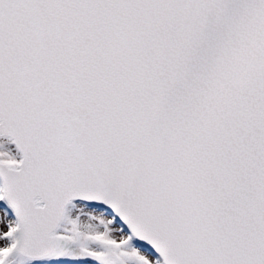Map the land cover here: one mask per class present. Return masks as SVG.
I'll list each match as a JSON object with an SVG mask.
<instances>
[{
    "label": "snow or ice",
    "instance_id": "6c2138e0",
    "mask_svg": "<svg viewBox=\"0 0 264 264\" xmlns=\"http://www.w3.org/2000/svg\"><path fill=\"white\" fill-rule=\"evenodd\" d=\"M0 264H264V0H0Z\"/></svg>",
    "mask_w": 264,
    "mask_h": 264
}]
</instances>
